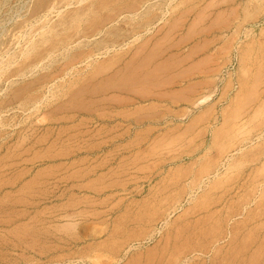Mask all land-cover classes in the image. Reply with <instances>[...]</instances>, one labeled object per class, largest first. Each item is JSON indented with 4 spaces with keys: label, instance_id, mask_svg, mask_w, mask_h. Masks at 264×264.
<instances>
[{
    "label": "rangeland",
    "instance_id": "obj_1",
    "mask_svg": "<svg viewBox=\"0 0 264 264\" xmlns=\"http://www.w3.org/2000/svg\"><path fill=\"white\" fill-rule=\"evenodd\" d=\"M0 264H264V0H0Z\"/></svg>",
    "mask_w": 264,
    "mask_h": 264
},
{
    "label": "bare ground",
    "instance_id": "obj_2",
    "mask_svg": "<svg viewBox=\"0 0 264 264\" xmlns=\"http://www.w3.org/2000/svg\"><path fill=\"white\" fill-rule=\"evenodd\" d=\"M106 81L99 86H97L94 90L98 92H103V91H108L110 89H115V90H124L125 89V82H129V79L127 76H125V73L122 74L121 77L119 78H108L105 79Z\"/></svg>",
    "mask_w": 264,
    "mask_h": 264
}]
</instances>
